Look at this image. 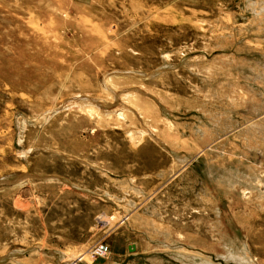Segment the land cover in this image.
Here are the masks:
<instances>
[{
  "label": "rangeland",
  "instance_id": "1",
  "mask_svg": "<svg viewBox=\"0 0 264 264\" xmlns=\"http://www.w3.org/2000/svg\"><path fill=\"white\" fill-rule=\"evenodd\" d=\"M16 175L0 264H264V0H0Z\"/></svg>",
  "mask_w": 264,
  "mask_h": 264
},
{
  "label": "water",
  "instance_id": "2",
  "mask_svg": "<svg viewBox=\"0 0 264 264\" xmlns=\"http://www.w3.org/2000/svg\"><path fill=\"white\" fill-rule=\"evenodd\" d=\"M25 177H29V176H26V175H16V176H7V177H4V178H1L0 179V185H11V184H14V183H17L18 181H20L21 179H24ZM31 178L33 179H37V180H45L47 178L45 177H41V176H31ZM132 248H129V250H131ZM18 252H12L9 254V256H12L14 254H17ZM2 260V258L0 259V261Z\"/></svg>",
  "mask_w": 264,
  "mask_h": 264
},
{
  "label": "bare ground",
  "instance_id": "3",
  "mask_svg": "<svg viewBox=\"0 0 264 264\" xmlns=\"http://www.w3.org/2000/svg\"><path fill=\"white\" fill-rule=\"evenodd\" d=\"M149 112V111H148ZM147 112V113H148ZM165 133V132H164ZM12 177V176H11ZM230 182V181H229ZM174 248V247H173ZM132 250V249H131ZM237 250V249H236ZM249 250V249H248ZM231 251V250H230ZM233 252V251H232ZM232 252H231V254H232ZM240 253V254H239ZM244 253L246 254V258L248 259V260H250V262H251V260H252V258L251 257H249L248 256V251L246 250V249H243V250H238V252L237 253H233L232 255H231V257L232 258H240V260L241 259H243V260H246V259H244V257H242L241 256V254L242 255H244ZM180 254V253H179ZM180 255H182V254H180ZM250 255V254H249ZM194 257L196 256V255H193ZM198 256V255H197ZM196 258H198V257H196ZM177 259V258H176ZM178 259H180V258H178ZM195 259V258H194ZM202 259V258H201ZM187 260V259H186ZM190 260V259H189ZM80 262L81 260H77V262ZM205 261V260H204ZM210 261V260H209ZM236 261V260H235ZM182 262H184V261H180V263H182ZM254 261H252L251 262V264L253 263ZM211 263V262H210ZM210 263H207V262H200V263H197L196 261H194V260H190L189 262H188V264H210ZM255 263V262H254ZM75 264V263H74ZM185 264V263H184ZM187 264V263H186Z\"/></svg>",
  "mask_w": 264,
  "mask_h": 264
},
{
  "label": "built area",
  "instance_id": "4",
  "mask_svg": "<svg viewBox=\"0 0 264 264\" xmlns=\"http://www.w3.org/2000/svg\"><path fill=\"white\" fill-rule=\"evenodd\" d=\"M92 250L95 256H103V254L105 255L109 252V248L106 245H97Z\"/></svg>",
  "mask_w": 264,
  "mask_h": 264
},
{
  "label": "crops",
  "instance_id": "5",
  "mask_svg": "<svg viewBox=\"0 0 264 264\" xmlns=\"http://www.w3.org/2000/svg\"><path fill=\"white\" fill-rule=\"evenodd\" d=\"M129 246H128V250H129ZM130 251V250H129ZM126 259V258H125ZM110 264H118L117 262H112V263H110ZM121 264V263H120Z\"/></svg>",
  "mask_w": 264,
  "mask_h": 264
}]
</instances>
